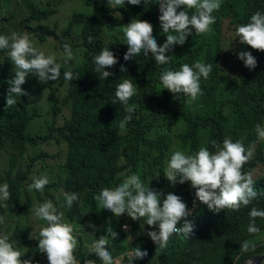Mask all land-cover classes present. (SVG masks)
I'll list each match as a JSON object with an SVG mask.
<instances>
[{"label":"clouds","instance_id":"obj_1","mask_svg":"<svg viewBox=\"0 0 264 264\" xmlns=\"http://www.w3.org/2000/svg\"><path fill=\"white\" fill-rule=\"evenodd\" d=\"M74 1L85 5L81 0ZM37 2L40 0H8V7L26 15ZM127 3L105 0L110 13L101 15L97 21L104 30L114 28L126 41L125 61L143 50L145 55L151 53L158 65L169 63L168 53L173 46L184 45L193 30L197 35L210 32L216 21L213 12L222 6V0H158L159 21L167 34L166 42L160 45L153 37V24L139 19L133 12L134 8L152 5V0H127ZM229 3L230 0L226 6H231ZM69 7L74 12L80 9L71 4ZM61 11L66 14V27L72 15L68 10L59 9L52 21L58 22ZM94 12H98L96 6ZM18 29L0 31V62L6 64V69L0 70V111L12 113L27 107L38 113L31 122L32 134L50 135L37 146L41 158L24 181V186L39 199L38 193L45 194L54 184L51 171L57 170L67 158L68 145L62 129L72 118L74 93L86 90L72 72L83 55L78 42L58 46L51 39L31 38L29 33ZM62 30L57 23V31ZM221 36L219 51L226 50L225 44L234 48L232 56L221 58L219 63L226 70L239 101L224 106L201 98L213 74V65L205 59L187 61L178 71H164L160 82L163 89L170 91V96L158 113L160 117L151 118L138 139L127 138L119 153L120 162L113 167V183L96 191L85 215L71 221L87 237L82 240V235L75 236L73 225L64 217L63 207L71 208L79 200V194L63 186L53 187L54 193H63L65 205L57 208L59 203L47 199L23 218L24 229L29 225L40 229L38 249L47 254L45 263L35 254L22 259L25 253L16 247L17 242L2 234L0 264H136V260L148 256L147 250L136 247L139 243L151 240L159 250L173 247L176 241L202 244L218 239L221 232L240 229L239 225H248L251 235L241 243L242 254L254 252L256 245L264 244V239H255L264 231L259 227L264 218L260 204L264 179V111L254 114L246 100L260 93L258 83L264 80V6L243 20H223ZM43 44L60 49L65 57L59 59L45 51ZM93 63L94 72L107 80L114 73L106 69L115 66L118 58L109 48H103L93 57ZM121 71L127 69L121 65ZM249 85H253L250 91L246 89ZM135 94L136 85L131 77L116 87V99L112 103L118 100L127 113L119 123L122 130L136 110L137 106L129 103ZM187 117L209 122V128L189 129ZM43 118V128L47 130L36 131L35 122ZM233 135H253L255 142L247 145ZM9 198V185L4 183L0 185V201ZM239 211L247 212V224L239 220ZM32 218L35 221L29 224ZM98 231L104 232L99 238ZM79 236L87 254L83 260L74 255L79 248ZM263 253L243 260H240L242 254L233 255L225 262L254 264L251 257Z\"/></svg>","mask_w":264,"mask_h":264},{"label":"trees","instance_id":"obj_2","mask_svg":"<svg viewBox=\"0 0 264 264\" xmlns=\"http://www.w3.org/2000/svg\"><path fill=\"white\" fill-rule=\"evenodd\" d=\"M62 1L40 0L33 5L28 14L23 15L18 11H12L8 7V0H0V31L19 28L18 32H27L31 38L39 36L42 41L51 39L53 44L58 46L78 42L83 55L81 61L72 67V72L85 84L86 90L74 93L71 103L72 118L62 129L68 145L67 158L57 170L51 171L54 175V184L45 190V194L38 193L39 199H35L24 186V181L41 158L40 151L36 150L37 146L48 140L50 135L32 134L31 122L38 113L27 107L12 113L0 111V185L7 183L10 192L7 201H0V218L3 221L0 222V235L8 234L10 240L17 242L16 247L25 253L22 259H30L31 255L35 254L40 255L43 263L47 259V254L41 253L38 249L40 229L35 225H29L24 229V216L28 217L32 208L47 199L59 203L56 204L57 208H62L65 205L63 193L56 194L52 189L58 186L79 194V200L71 208L63 207L65 219L75 221L85 215L87 209L92 206L91 201L94 200L95 192L113 183L115 179L113 167L120 162L119 153L127 143V138L133 136V139H138L141 130L149 125L151 118L160 117L158 113L170 96V91L163 89L160 82V75L164 71H178L187 61L205 59L213 65V74L205 85V93L201 98L224 106H227L228 102L239 101L234 87L227 79L226 70L219 63L221 58L232 56L234 50L231 44H225L226 50L219 51L221 25L223 20L228 18L243 20L264 6V0H230L231 6L228 7L226 6L228 0L225 3L222 0L220 9L213 12L216 21L211 26V31L197 35L193 30V34L184 45L173 46L172 51L168 53L171 56L170 62L158 65L151 53L145 55L143 50L133 59L124 60L128 50L126 41L114 32V28L104 30L97 21L101 15L110 13L105 8V0H81L85 5H95L98 8L97 13L74 12L69 7L71 18L67 26L58 32L57 22L52 21V16L58 12ZM152 2V5L134 8L133 12L139 19L153 24V37L162 45L166 42L167 34L163 33L159 21L158 0ZM127 4L125 0L124 5ZM193 11L195 10L189 11V14ZM130 22L131 20L128 21ZM103 48H109L118 58L115 66L106 69L114 73L107 80L94 72L93 57ZM121 65L127 71L122 72ZM5 69L6 64L0 62V70ZM129 77L136 85V94L130 98L129 103L137 107L132 114L131 122L122 130L119 123L127 115L125 106L118 100L115 104L112 101L116 99L117 85ZM252 86L249 85L246 89L250 91ZM258 92L260 93L246 98L256 115L264 111V80L258 83ZM231 119L235 120L234 111L231 112ZM186 120L189 129L199 127L207 129L210 125L209 122L197 118L187 117ZM233 138L241 139L247 145L255 142L253 135H233ZM261 190L260 204L264 209V179ZM237 216L241 222L248 223L246 211H239ZM239 226L240 229L221 232L218 239L202 244L176 241L173 247L159 250L151 240L139 243L136 247H140L142 251L147 250L148 256L136 260V264H227L225 259L242 254L241 243L249 240L251 236L247 231L248 225ZM259 227L264 228V218H261ZM96 234L99 238L104 232L98 231ZM79 238L81 239V236ZM263 251L264 244L256 245L254 252L243 253L240 260L252 254H261ZM74 255L82 260L87 256L81 242Z\"/></svg>","mask_w":264,"mask_h":264},{"label":"rangeland","instance_id":"obj_3","mask_svg":"<svg viewBox=\"0 0 264 264\" xmlns=\"http://www.w3.org/2000/svg\"><path fill=\"white\" fill-rule=\"evenodd\" d=\"M61 4H62V6H60V8H59L60 10H68L69 4H71L75 8H80L79 11H87L89 13H93L95 11V5L85 6L83 4L75 2L74 0H65V1H62ZM64 17H66L65 11H61L58 13V22L57 23H58V28L61 30L65 27V18ZM42 46H43V48L45 47L44 48L45 51L54 54L59 59H62L65 57L63 51H61L60 49H56L53 45L43 44ZM45 112L48 113L49 110H46ZM44 119L45 118H43L41 120V122L40 121L35 122V124H37L36 131H40V130L46 131L47 130L46 128H43V126L45 125ZM33 221H35V220L32 218V220L29 222V224ZM67 222H69L73 225L75 236L79 235V234L82 235V240L87 237V235L80 229V226H76L71 221H68V220H67ZM77 239H78L79 243L82 241L79 237H77ZM255 239L256 240L264 239V231H262L258 235H256ZM260 264H264V261Z\"/></svg>","mask_w":264,"mask_h":264},{"label":"water","instance_id":"obj_4","mask_svg":"<svg viewBox=\"0 0 264 264\" xmlns=\"http://www.w3.org/2000/svg\"><path fill=\"white\" fill-rule=\"evenodd\" d=\"M251 259L253 260L254 264H260L264 259V253L260 256H253Z\"/></svg>","mask_w":264,"mask_h":264}]
</instances>
